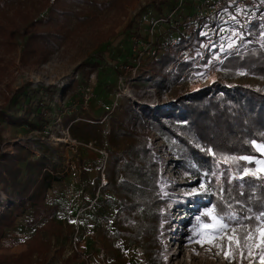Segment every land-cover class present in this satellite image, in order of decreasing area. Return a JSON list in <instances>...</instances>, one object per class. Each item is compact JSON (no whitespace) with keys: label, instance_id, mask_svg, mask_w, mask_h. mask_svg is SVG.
Listing matches in <instances>:
<instances>
[{"label":"rangeland","instance_id":"1","mask_svg":"<svg viewBox=\"0 0 264 264\" xmlns=\"http://www.w3.org/2000/svg\"><path fill=\"white\" fill-rule=\"evenodd\" d=\"M55 1L0 0V112L17 110L19 115L26 114L27 121H34L39 113L47 121L40 130H30L26 123L11 124L0 115V152H15L17 143L36 157L47 156L56 165L55 174L62 177L46 192L45 202L55 207L53 212L33 217L32 209H27L18 216L0 238V254L21 256L38 232L43 243L32 253V264H263L264 243L256 229L264 227V222L253 231L247 245L235 233L240 243L234 242L230 249L227 237L233 235L230 229L234 227L221 238L217 220L222 217L211 206H204L202 198L190 203L188 199L201 196L205 186L174 167L172 155L153 130L147 132V148L159 165L160 197L170 200L160 209L157 244L151 246V252L116 231L114 213L119 203L101 186L106 183L103 168L110 148L105 134L111 117L121 115L124 101H130L133 108L168 107L179 94L196 92L217 78L228 86L261 90L264 78L240 66L225 77L220 53L203 64L200 57L206 46H201L202 52L188 45L176 58L192 59V66L182 71L168 90H162L150 62L155 41L170 30L163 19H155L152 0H133L132 4V0H66L64 7L70 12L65 17L64 35L46 43L42 51L37 41L27 44L29 25L46 18ZM183 18L188 19L182 16L180 23ZM225 22L219 19L214 28L205 29L217 35L222 28L227 40L233 41L227 30L230 23ZM258 22L253 40H246L245 45L256 44L264 53V23ZM241 54L243 51L235 55ZM28 82L53 85L57 91L52 98L42 92L30 93L15 106L12 101L21 100L17 89ZM78 120L99 123L100 139H73L67 128ZM255 165V170L264 171V160ZM0 198L6 203L3 194ZM212 237L216 238L209 243Z\"/></svg>","mask_w":264,"mask_h":264},{"label":"trees","instance_id":"2","mask_svg":"<svg viewBox=\"0 0 264 264\" xmlns=\"http://www.w3.org/2000/svg\"><path fill=\"white\" fill-rule=\"evenodd\" d=\"M197 1L181 0L180 5L179 0L151 1L155 19H163L170 30L155 41L156 51L150 62L156 74L155 81L162 90H168L182 71L193 64L192 59L176 58L177 52L188 44L200 49L210 36L203 33L202 28H197L191 35L185 31L186 24L195 14L194 7L202 0ZM257 1L264 4V0ZM66 2L56 0L46 18L30 23L27 44L37 41L44 51L46 43L62 38L65 17L70 12L64 7ZM177 7V13L170 16ZM246 12H253V22L246 27L233 26L241 34L240 39L250 41L252 32L260 24L258 20L263 8L250 7ZM182 16L188 19L183 18L180 23L178 19ZM218 21H212V24ZM128 25L130 28V23ZM222 42L226 46V33H222L220 28L219 33L211 38L213 44L206 47V56L201 58L203 64L220 53L225 77L232 76L235 68L240 66L247 73L264 78V53L256 44L249 43L237 52H228L226 47L223 50ZM242 51L240 56L235 55ZM28 86L31 91L27 90ZM56 91L53 85L28 82L16 91L21 100L12 102L19 107L22 98H28L30 93L37 95L42 92L52 98ZM36 106L40 107L39 104ZM0 115L11 124L26 123L30 130H40L47 122L40 118L39 113L34 121H27L26 114L19 115L17 110L7 109ZM109 126L105 137L110 148L103 168L106 183L101 190L109 191L119 203L114 213L116 231L146 252H151V246L157 244L160 209L170 200L161 199L159 194V165L153 152L147 148L149 130L156 132L164 141L174 167L187 172L205 186L201 196L188 199L190 203L195 204L198 198H202L204 206H211L242 237L264 222V217L256 219L264 213V171L255 170L256 162L264 160V90L247 85L228 86L217 78L196 92L179 94L168 107L142 105L133 108L126 100L122 104L121 115L111 117ZM67 131L79 141L99 140L101 137L99 123L78 120L68 125ZM14 148L13 153L0 152V196L3 194L6 199L2 204L0 198V238L27 209H32L33 217L53 212L55 207L45 202L46 192L54 181L62 178L55 174L56 165L47 156L36 157L17 143ZM245 171L249 174L245 175ZM232 216L235 219H230ZM37 233L21 256L0 254V263L32 264V253L38 251V246L43 243ZM45 251L41 253L43 258Z\"/></svg>","mask_w":264,"mask_h":264},{"label":"built area","instance_id":"3","mask_svg":"<svg viewBox=\"0 0 264 264\" xmlns=\"http://www.w3.org/2000/svg\"><path fill=\"white\" fill-rule=\"evenodd\" d=\"M256 1L257 0H202L198 4V6H196L195 14L192 15L191 19L187 23L185 31L188 33V35H191L196 31L197 28H202L203 33L205 34L207 33L210 35L207 41L204 42L203 44V46L205 45L207 47L209 43H211V38L214 35H216V33L214 31L205 29V27H209L210 29L214 28L215 25L212 24L214 21H216L217 19H224L227 23H230V26L227 29L228 34L229 35L231 34V38H235L233 39V41H228L226 36L227 51L237 52L243 47V45L247 44L245 43L247 39H240L239 32L233 26V24L246 27L253 22V15H251L252 13L250 12L251 14H248L246 10L249 9L250 7L251 8H256L257 6L262 7L263 12H261L259 20H262V22L264 23V4L261 2L259 3L258 1H257L258 4H256L255 3ZM180 3L181 0H179L178 5H180ZM175 9L177 10H173L172 11L173 14L177 12L179 8L177 7ZM241 42H242V47L240 46ZM229 44H231L232 47H229ZM200 49L203 52V47ZM148 54H150V52H148ZM205 54H206V49L205 52L202 53V57ZM202 57H200V59ZM122 68L126 69V65L122 66Z\"/></svg>","mask_w":264,"mask_h":264},{"label":"snow or ice","instance_id":"4","mask_svg":"<svg viewBox=\"0 0 264 264\" xmlns=\"http://www.w3.org/2000/svg\"><path fill=\"white\" fill-rule=\"evenodd\" d=\"M229 47H232L231 44H229ZM244 159H247V158H244ZM249 173L247 171H245V175H248ZM252 175H255V173H251ZM201 187H203V185H201ZM207 215H211V213H207ZM262 217H264V213L261 214V216L259 217H256L257 220L261 219ZM214 220H216L217 218L216 217H213ZM230 219H235V216H232L230 217ZM217 225H218V231H219V234L221 235V238L223 237L224 234H226L227 231H229V225L227 223H224L223 222V218H220L219 220H217ZM205 227H210L209 225H205ZM230 231L233 233V235L231 236H228V240H229V248L231 249L232 247V244L235 242L236 244H239L240 243V237L236 236L235 233H236V229L235 228H232L230 229ZM252 231L253 230H248L246 232V234L244 235L243 237V240H244V243L245 245L248 244V242L250 240L253 239L252 237ZM256 231H260L261 233V242L264 243V227L262 228H257ZM216 237H212L208 240L209 243H212V241L215 239ZM217 247H219V245H216ZM230 255V252L228 253H225V256L226 258ZM241 255L243 256V253H241ZM262 261H264V257L261 258Z\"/></svg>","mask_w":264,"mask_h":264},{"label":"bare ground","instance_id":"5","mask_svg":"<svg viewBox=\"0 0 264 264\" xmlns=\"http://www.w3.org/2000/svg\"><path fill=\"white\" fill-rule=\"evenodd\" d=\"M211 77H213L212 75H211ZM197 81V80H196ZM196 81H195V83H196Z\"/></svg>","mask_w":264,"mask_h":264}]
</instances>
